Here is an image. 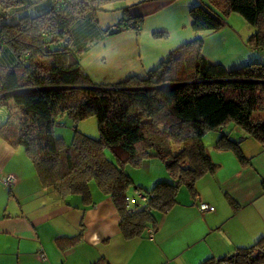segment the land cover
Returning a JSON list of instances; mask_svg holds the SVG:
<instances>
[{"label": "trees", "instance_id": "trees-1", "mask_svg": "<svg viewBox=\"0 0 264 264\" xmlns=\"http://www.w3.org/2000/svg\"><path fill=\"white\" fill-rule=\"evenodd\" d=\"M113 1L54 0L44 11L0 22L4 38L0 51L8 48L12 58L8 64L0 63V104L8 111L0 135L10 145L23 147L43 185L63 196L78 193L84 203L92 202L93 185L111 197L125 239L151 237L157 214L176 203L179 187L185 186L195 197L197 181L219 166L204 143L207 130L222 128L213 146L233 150L244 165L248 159L240 140L223 127L232 122L264 144V113L259 119L254 116L264 112V62L229 67L211 61L203 54V37L197 33L144 75L133 73L101 85L83 69L70 33L76 21L108 9L106 4ZM0 7L8 13L25 8L21 0H0ZM119 8L127 18L120 17L106 32L139 30L142 15H132L128 5ZM232 12L255 27L246 43L264 51V0L201 1L190 9L191 26L196 32L218 29ZM64 114L73 121L94 115L99 135L73 126L71 142L66 143L54 132L57 118ZM106 147L115 160L106 155ZM153 156L163 161L170 178L157 179L145 190L142 184H133L135 200L127 193L133 181L126 166ZM197 264H264V235Z\"/></svg>", "mask_w": 264, "mask_h": 264}, {"label": "crops", "instance_id": "crops-1", "mask_svg": "<svg viewBox=\"0 0 264 264\" xmlns=\"http://www.w3.org/2000/svg\"><path fill=\"white\" fill-rule=\"evenodd\" d=\"M21 1L25 8L19 11L8 13L0 7V22L35 14L54 4V0ZM201 1L204 0H125L132 15H142L140 31L126 27L108 34L109 25L103 29L96 13L90 14L71 28L73 49L84 68L92 62L103 63L106 72L99 82H118L133 73L144 75L177 46H156L153 31L146 28L148 17L156 22L150 18L151 13L184 3L174 35L176 42L178 37L184 36L180 39L184 41L198 33L204 41L202 52L211 61L229 67L264 62V51H256L246 43L253 27L246 22L241 29L231 20L236 12L230 13L220 28L196 32L191 26L190 9ZM151 4L155 5L150 7ZM151 37L149 48L145 38L150 41ZM228 41L231 46L222 55L219 51ZM139 45L144 51L138 50ZM153 53L160 58L158 61H149ZM141 54H146L144 67ZM11 59L8 48L0 51V63L8 64ZM107 64H114L112 71ZM7 114L6 107L0 104V124ZM223 130L240 140L248 163L242 164L233 150L209 149L206 145L219 166L197 181L195 197L179 187L176 203L157 214V227L150 228L152 236L143 234L131 239H125L120 232V216L109 195L93 185L90 203H84L78 193L61 195L41 183L22 146H12L0 135V264H196L208 256L220 257L238 246L252 244L264 235V144L231 122ZM7 174L16 178L10 187L3 182ZM141 183L147 186L140 181L137 184ZM132 194L137 200V192L132 190ZM199 202L214 208L200 210ZM76 235L78 239L71 243L69 238ZM143 242H147L144 247Z\"/></svg>", "mask_w": 264, "mask_h": 264}, {"label": "rangeland", "instance_id": "rangeland-1", "mask_svg": "<svg viewBox=\"0 0 264 264\" xmlns=\"http://www.w3.org/2000/svg\"><path fill=\"white\" fill-rule=\"evenodd\" d=\"M124 1L125 0H116L113 2H109L106 4L108 10L97 11L96 20L98 19L97 23L100 25V27L106 28V26H108V25L112 26V24H115L114 23L115 21L117 23L120 20L119 15H120V17L125 16L127 18L126 15L122 14V12H121L122 10L119 8L120 5L125 4ZM154 5L155 4H151L150 7H152ZM183 7H184V3L173 4V5H170V7H165V8L161 7L158 11L151 13L150 18L156 19L157 23L150 21L149 17H148V19H147L148 22L146 24V28L148 29L149 32L153 31V37L155 38L154 42H155L156 46L159 45L158 46L159 48L167 49L169 46L178 45L179 43H181V41H183V40L180 41V39L184 36L176 38L178 40V42H176V40L174 38V35L177 32L176 28L178 27V25L180 23L179 19H181L179 15H181V12L184 11ZM170 8H173V9H170ZM231 16H233L232 18H235L237 16V18H235V19L231 18V20L234 22L235 25H237V27H239L241 29L245 28L247 23L241 15H239L238 13H232ZM158 19H159V21H158ZM141 22L142 21H140V23ZM154 26L155 27L159 26L158 28H160L161 30H165V32L163 33L162 36H156L155 35L156 32L158 31V28H155ZM251 26L253 27V31H254L255 27L253 25H251ZM129 28H131V27H129ZM133 30L138 32V30H136V29H133ZM180 30H181V28H180ZM109 37H110V35H109ZM145 39H147V41L149 42V48H150V42H152V37H151L150 41L148 38H145ZM203 45H204V41L202 44V49H203ZM229 46H231L230 41H228L226 44H224L222 46V49H221V51H219V53H221L223 55L225 53V51L229 48ZM206 49L209 50V47L207 45H206ZM138 50L140 52L144 51V49H142L141 45H139ZM224 57H228V55H226ZM141 59H143V67H144V64L146 62V54L144 57H142V54H141ZM159 59L160 58L156 54L153 53L152 58L149 61H158ZM256 59L260 60V58H256ZM104 64H105V62H104ZM113 65L114 64H112V66H111V64H110V66H109V64H107V66L111 68V71H112ZM82 67L89 74L90 78L93 81H96V82L98 81L97 83H100L101 85L102 84L111 85L112 83H114V82H106V81L99 82V81H101V80H99V78L101 76H103L106 72V69L103 67V63H100V61L98 62V64H96L95 62H92V63H89L86 68H84L83 65H82ZM261 111H263V110H261ZM263 113L264 112H255L254 116L256 119H259L258 117L262 116ZM231 124H232V122H231ZM73 126H76L78 130H80V131H82V132H84L90 136L97 137L99 135L98 127H97V121H96V117L94 115H88L82 119H79L78 121H73V119L70 116H68L67 114L59 116L57 118V122L54 124V132L56 135L62 136L66 143H69V142H71L72 135L74 132ZM217 133L219 135V131L213 130V129H209L204 133L203 140L206 143V145H208L209 149H212V148L216 149L213 145H210V143H213L214 141H216L215 139H216ZM21 148L23 149V147H21ZM105 153L109 158L115 160V156H113L114 154L109 147L105 148ZM126 170L128 171V173L131 176V179L133 181V183H131L130 187L127 189V193H129V194H131L132 190L134 191L133 184L138 183L139 181L143 182V183H147L146 187H151L153 182L157 179H168V178H170V175H169L168 171L166 170L163 161L161 159H159L158 157H155V156L148 157L147 159H145L139 165H136V166L133 164L127 165ZM208 175L209 174H206L205 176L202 177V179ZM202 179H200V180H202ZM93 180L94 179H92L91 181L94 182ZM144 186L141 187L143 190L146 189ZM93 189L94 188H92V190ZM181 189L184 190L185 192L187 190L185 186H181ZM160 213H162V212H159V214ZM147 238H149V237H147ZM142 244L144 247V246H146L147 242H143ZM94 264H100V263H94ZM196 264H197V262H196Z\"/></svg>", "mask_w": 264, "mask_h": 264}, {"label": "built area", "instance_id": "built-area-1", "mask_svg": "<svg viewBox=\"0 0 264 264\" xmlns=\"http://www.w3.org/2000/svg\"><path fill=\"white\" fill-rule=\"evenodd\" d=\"M115 24L112 25V27H114ZM69 41V38H66V42ZM4 42V38H3V35L1 34L0 32V46H2ZM15 176L13 174H7L4 178H3V182L4 184L7 186V187H10L12 185V183L15 181ZM198 208L200 210H212L214 207L212 205H208L207 203L205 202H199L198 203Z\"/></svg>", "mask_w": 264, "mask_h": 264}, {"label": "clouds", "instance_id": "clouds-1", "mask_svg": "<svg viewBox=\"0 0 264 264\" xmlns=\"http://www.w3.org/2000/svg\"><path fill=\"white\" fill-rule=\"evenodd\" d=\"M113 25V24H112Z\"/></svg>", "mask_w": 264, "mask_h": 264}]
</instances>
